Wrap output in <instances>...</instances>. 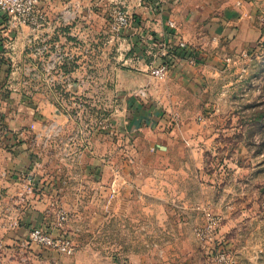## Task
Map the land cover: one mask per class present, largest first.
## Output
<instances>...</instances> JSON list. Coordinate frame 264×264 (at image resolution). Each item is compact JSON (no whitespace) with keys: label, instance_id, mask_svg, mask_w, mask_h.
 Here are the masks:
<instances>
[{"label":"rangeland","instance_id":"1","mask_svg":"<svg viewBox=\"0 0 264 264\" xmlns=\"http://www.w3.org/2000/svg\"><path fill=\"white\" fill-rule=\"evenodd\" d=\"M183 2L185 10L210 6L217 18L225 10L239 17L244 14L251 17L259 31V37L249 43L253 47L246 50L245 57L230 48L220 51L231 60L225 70L229 72L225 82L209 89V102L214 106L209 107V159L195 160L188 155L182 159L171 155L159 158L147 146L135 147L131 140H119L113 162L109 156H102L100 163L108 172L106 186L112 184L113 169L120 176L117 180L120 193L112 206L103 201L100 207L69 202L42 207L45 223L36 226L49 229L55 238L68 240L73 249L68 256L30 242L28 231L33 226L19 230L27 209L24 202L27 188L23 186L18 195L9 188L0 190V264H264V0ZM102 6L104 10L105 4ZM39 8L41 23L45 15ZM113 9L122 10L112 3L106 13L108 20ZM179 16L184 24L185 11ZM110 23L82 36L86 42L85 68L91 77L95 74L99 92L68 96L58 89L62 80L51 78L45 83L40 80L45 95L33 97L38 103H54L65 118L85 126L100 125L102 135L116 141L117 120L125 118L123 103L119 99L115 102L116 87L125 85L123 73L144 72L130 60L129 41L121 40ZM68 53L67 48L59 45L56 54L61 62L52 65L49 71L64 67V55ZM169 79L170 73L164 82ZM152 80L147 87L156 92L164 82ZM177 97L191 104L187 93L180 90ZM43 110L40 107L39 111ZM10 116L13 118L12 113ZM170 116L173 124L177 117L173 113ZM109 130H113L111 135ZM61 133L59 130L55 134ZM37 150L46 154L44 142L37 145ZM79 161L69 164L57 157L51 166L48 161L44 164L52 167L54 180L61 186L65 180L73 198L80 195L85 198L74 190L84 181L77 174L82 165ZM68 165L73 174L67 181L64 170ZM194 168H199L198 174L193 172ZM208 168L209 176L199 174L200 169L205 172ZM207 197L209 215L204 208ZM60 212L67 215V221L61 230H56L53 224ZM208 219L216 225L208 238L201 239L196 231L203 230ZM221 255L227 263L219 260Z\"/></svg>","mask_w":264,"mask_h":264},{"label":"crops","instance_id":"2","mask_svg":"<svg viewBox=\"0 0 264 264\" xmlns=\"http://www.w3.org/2000/svg\"><path fill=\"white\" fill-rule=\"evenodd\" d=\"M112 3L121 6L132 18V27L118 35L129 41L130 56L141 57L140 38L144 34L165 38L171 47L179 42L185 44L184 49L177 50L178 57L170 66V79L156 92L147 87L153 80L145 72V75L123 73L126 83L116 87L115 102L119 99L123 103L125 118L117 120L116 141L103 136L100 125L85 126L65 118L54 103H38L33 97L45 95L42 83L51 78L62 80L58 89L68 96L99 92L95 74L91 77L85 68L86 42L82 36L110 23L106 13ZM184 8L183 0H143L140 6L138 0H45L39 8L45 15L44 21L17 28H12L0 14V190L9 188L16 195L23 186L28 190L24 195L27 209L20 231L45 223L42 207L67 202L100 207L103 201L107 202L110 185L104 182L108 172L101 166V158L109 156L113 162L122 138L125 142L131 140L135 147L147 146L159 158L182 159L188 155L195 160L209 159V109L214 107L209 102V89L225 82L229 74L225 71L229 66L226 60H231L220 51L230 48L245 57L246 50L253 47L249 43L259 37V31L251 17L244 14L239 17L225 10L217 18L210 6ZM184 11L187 18L182 24L179 13ZM168 21L177 24L179 31L167 29ZM59 45L69 53L64 55V67L52 72L50 67L61 62L56 54ZM180 90L187 93L190 105L178 99ZM40 107L44 109L41 112ZM170 113L177 117L173 124ZM59 130L62 133L55 134ZM109 131L111 135L113 130ZM42 142L46 154L37 150ZM57 157L69 164L80 160L78 164L82 165L77 174L84 181L74 190L85 198L81 195L73 198L65 180L62 186L54 180L55 172L50 166ZM47 161L49 167L44 166ZM197 169L193 170L195 174ZM178 170L185 169H175ZM203 171L200 169L199 174L209 176V168ZM64 173L67 181L72 178L69 165ZM205 186L209 192V184ZM204 206L209 215V197Z\"/></svg>","mask_w":264,"mask_h":264},{"label":"built area","instance_id":"3","mask_svg":"<svg viewBox=\"0 0 264 264\" xmlns=\"http://www.w3.org/2000/svg\"><path fill=\"white\" fill-rule=\"evenodd\" d=\"M43 0H0V14L3 15L7 23L12 28L36 25L38 23V8ZM143 0H138L139 6ZM112 29L119 34L121 30L129 29L132 27V18L125 11L120 9H113L109 14ZM167 29L175 30L176 25L173 21H168L166 24ZM142 55L141 57L136 54L130 56V60L134 61L138 68L145 73H148L154 80L164 82L170 72V66L178 57L177 50L184 49L185 44L179 42L172 46L164 39L155 40L152 35H142L140 38ZM158 50V52L156 51ZM131 51V49H130ZM152 60V61H151ZM230 63V60H226ZM119 173L116 169L112 171V184H110V195L107 200V206H112L115 202L116 196L120 193L117 180ZM67 221V215L60 212L53 224L54 229L61 230ZM216 222L208 223L203 230L196 231L197 236L201 239L208 238L209 233L214 229ZM28 239L35 245L50 249L62 255H71L72 246L65 238H55L52 232L43 227H32L28 231ZM219 260L223 262L225 256H218ZM232 263V262H231Z\"/></svg>","mask_w":264,"mask_h":264},{"label":"trees","instance_id":"4","mask_svg":"<svg viewBox=\"0 0 264 264\" xmlns=\"http://www.w3.org/2000/svg\"><path fill=\"white\" fill-rule=\"evenodd\" d=\"M152 37H153L155 40H158V37H156L155 34H152Z\"/></svg>","mask_w":264,"mask_h":264}]
</instances>
